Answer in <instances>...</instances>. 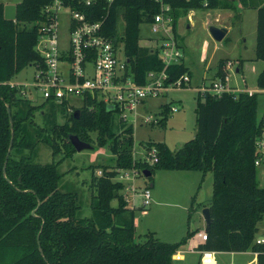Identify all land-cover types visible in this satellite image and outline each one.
<instances>
[{
  "label": "trees",
  "instance_id": "trees-1",
  "mask_svg": "<svg viewBox=\"0 0 264 264\" xmlns=\"http://www.w3.org/2000/svg\"><path fill=\"white\" fill-rule=\"evenodd\" d=\"M49 1L19 0L16 19H9L4 14L6 2L0 0V264H174L173 254L196 230L188 229L177 241L163 240L154 231L147 233L144 241L137 239L134 208L128 206L121 192L122 181L115 179L120 168L134 164L151 169L152 174L156 168L200 170L199 186L207 172H212L209 206L213 222L199 249L253 250L258 253L257 264H264V241L257 240L258 223L264 218V185L258 183L255 164V141L260 130L257 93L240 90L202 96L199 92L195 136L178 149L165 141H151L149 148L157 149L158 160L152 165L134 162V125L106 102L87 95L80 107L67 111L66 103H33L22 96L19 86L10 83L24 67L41 59L35 47L37 21ZM165 1L172 4L174 25L180 9L185 12L229 6L222 0ZM159 10L157 0H114L106 22L105 32L122 40L139 83L147 81L150 70L165 67L159 47L141 42V25L150 22ZM103 12V8L98 9L92 18H99ZM256 56L264 60V4L257 8ZM228 61H220L218 76L228 74ZM166 70L170 79L185 72L191 75L184 59L169 64ZM257 82L264 87V68ZM47 103H51V109L42 112L48 126L39 129L41 135L46 128L52 131L41 138L51 146L54 156L62 146L65 156L76 150L69 139L73 132L91 143L96 140L94 148L108 149L115 160V164L103 165L101 174L93 173L91 216L79 215L81 204L76 192L60 188L63 172L59 164L63 158L41 163L14 154L17 147L35 145L25 124L33 122L36 109ZM76 108L80 109L78 117ZM169 111L170 102L163 103L159 123L166 121ZM59 112L66 117L63 123L57 121ZM114 198L118 199L116 205L112 204ZM194 202L195 196L191 209ZM190 218L191 211L188 221Z\"/></svg>",
  "mask_w": 264,
  "mask_h": 264
},
{
  "label": "rangeland",
  "instance_id": "rangeland-1",
  "mask_svg": "<svg viewBox=\"0 0 264 264\" xmlns=\"http://www.w3.org/2000/svg\"><path fill=\"white\" fill-rule=\"evenodd\" d=\"M3 1L17 3L19 0ZM222 2L229 3V6L197 8L185 12L180 9L176 25L173 26L174 37L183 52L185 63L191 70V81L187 86L173 87L169 89L168 93L164 92L146 98L142 109L138 108L129 115V119L134 125V162L153 164L150 162V150L153 148H149L151 141H165L172 149H178L185 141L195 136L197 131L195 107L199 92L197 87L218 77L217 70L222 60L229 59V84L233 88H237L238 91L239 89H254L258 95V119L264 113V87H261L257 82L258 75L264 68V60L256 56L257 8L264 4V0H222ZM211 25L228 28L222 40L214 38L210 32ZM119 28H123L122 21ZM159 40H161V36L152 31L149 23L141 25V42L143 44L156 47ZM241 60L242 63H240ZM35 70V66L30 63L11 80L19 81L17 86L27 90V95L22 94L23 97L30 98L33 103L39 104L44 102L41 92L34 91L29 84ZM71 101L75 107H80L82 104L81 97H74ZM167 101L179 105V110L169 111L164 123L148 122L143 106L148 107L150 114L162 117L161 107ZM51 106V103H47L36 109L33 122L27 121L25 124L35 145L31 148L17 147L14 154L17 157L26 155L33 161L41 163L63 158L59 164V169L63 172L60 188L76 192L78 202L81 204L79 215L91 216L93 212L91 206L93 173L101 174L103 165L115 164V160L112 153L104 147L76 149L72 155L65 156V146H62V150L54 156L51 146L41 138L48 134L51 135L52 131L46 128L41 135L39 129L41 126H48L42 111L48 112ZM70 110L72 107H69L67 111ZM68 116L69 114H67ZM65 120V115L59 112L57 121L63 123ZM93 135H95L94 132ZM92 143L96 144V140ZM141 169L139 164L120 168V174L115 178L122 181L124 187L121 192L124 196L139 192L140 188L145 185L151 188L152 198L148 205H143V197L137 195L131 202L133 207L129 206L135 211L137 239L144 241L147 238V233L154 230L156 231L155 235L163 240L179 239L189 229V210L174 206L171 202L177 201L184 194V189L187 188L185 180L181 177H167L165 169L156 168L150 176L144 175L143 169ZM135 171L137 174L133 176ZM122 173H130L133 177L128 179L125 176L123 178ZM209 173L212 176L211 187H213V174ZM257 180L260 185H264V165L257 166ZM144 183L147 184L144 185ZM117 203L118 199L114 198L112 204L116 205ZM129 203L127 202V204ZM202 206L203 204L200 203L197 212H192L191 223L198 224V218L202 216ZM199 224L202 225V223ZM258 225L257 236L264 237V218L259 221ZM236 256L237 259L250 258L245 254ZM216 257L218 264H238L237 259L236 262L231 259L230 253H219L216 254ZM181 262L175 260L174 264H181Z\"/></svg>",
  "mask_w": 264,
  "mask_h": 264
},
{
  "label": "built area",
  "instance_id": "built-area-1",
  "mask_svg": "<svg viewBox=\"0 0 264 264\" xmlns=\"http://www.w3.org/2000/svg\"><path fill=\"white\" fill-rule=\"evenodd\" d=\"M157 1L160 10L148 23L152 31L161 36L157 46L165 67L159 71L150 70L147 81L139 83L128 64L122 40L105 32L114 0H50L43 7V17L37 21L39 36L35 47L41 59L32 62L36 70L29 81L31 88L41 92L43 101L66 103L69 107H73L72 98L81 97L83 102L87 95H91L111 105L123 119L131 122L129 115L138 108L142 109L146 98L168 92L173 87L187 86L191 81L188 72L170 79L166 70L169 64L183 59V52L174 37L172 4L165 0ZM100 8L104 12L93 19L92 15ZM17 82L10 81L12 85H17ZM198 91L206 96L221 95L225 91L237 92L238 89L229 84L228 73L224 78L218 76L199 86ZM245 91L250 94L255 92L254 89ZM21 92L27 95V90L21 88ZM143 108L148 122H159L161 117L150 114L145 106ZM178 110L179 105L171 102L170 111ZM259 126L255 141L257 166L264 165V113L259 118ZM150 154V162L155 163L158 160L157 149L153 147ZM134 174L136 176L137 171ZM121 176L128 179L133 177L130 173H122ZM137 195L143 197V205L151 202V188L145 185L139 192L125 196L130 202L128 206L133 207L131 202ZM196 234L202 243L208 238L205 229ZM199 252L200 264H218L215 250L199 249ZM183 254L184 250L179 248L173 258H183Z\"/></svg>",
  "mask_w": 264,
  "mask_h": 264
},
{
  "label": "crops",
  "instance_id": "crops-1",
  "mask_svg": "<svg viewBox=\"0 0 264 264\" xmlns=\"http://www.w3.org/2000/svg\"><path fill=\"white\" fill-rule=\"evenodd\" d=\"M237 70H239V69H237ZM191 77H192V74H191ZM198 88L199 87H197V91H198ZM166 93H168V92H166ZM167 102L171 103V101H167ZM146 108H147V110H149L147 106H146ZM164 171H166L165 175L167 177H174V178L175 177H177V178L181 177L185 180L184 183L187 184V186H185L187 188L184 189V194H182V197L175 202H171L172 205L179 206L180 208H182L184 210L187 209V210H189V213L191 211V214H192V212H195V211L197 212V210H198L197 208L199 207L200 203L203 204L202 208L205 206H209V204H210L209 200L212 198V195H213V187H211L212 176L209 172H207L203 182L201 183V186H199L201 179H202V171H200V170H197V169H165ZM145 184H147V183H144V185ZM152 185H154V183ZM194 196H195V202L193 203V208L191 209L190 206L192 204V199ZM190 220H191V218L188 221L189 229L196 230V232L188 239V241L186 243H184L180 246V249L184 250L183 258L176 259V260L182 261L181 264H200L201 253L199 252L198 246L202 242L196 233L199 230L205 229L206 222H205L203 215L201 216V218H198V220H199L198 224L191 223ZM199 223H202V225ZM154 232L156 233L155 230H154ZM179 239H177V240H179ZM258 239H264V237L257 236V240ZM177 240H174V241H177ZM167 241H171V240L167 239ZM191 247H193V248H191ZM219 253H230L232 255L231 259L235 260V262L237 259L236 255L245 254V255L250 256V258H247V259H244V258L237 259L238 264H251V263L257 264V261H258V253L253 251V250L216 251L217 255ZM230 264H233V263H230Z\"/></svg>",
  "mask_w": 264,
  "mask_h": 264
},
{
  "label": "water",
  "instance_id": "water-1",
  "mask_svg": "<svg viewBox=\"0 0 264 264\" xmlns=\"http://www.w3.org/2000/svg\"><path fill=\"white\" fill-rule=\"evenodd\" d=\"M4 14L6 18L9 19H16L17 17V4L16 3H6L5 4V10H4ZM228 31V28L226 26H217V25H211L210 26V32L212 33V35L214 36L215 39L217 40H222L224 38V36L226 35ZM8 107V113L10 116V120H11V125H13L12 122V117H11V108L10 105L7 104ZM109 108H112L111 105H109ZM75 113H76V117L79 116L80 113V109L76 108L75 109ZM69 139L71 140V142L73 143V145L75 146V148L77 150H82V149H93L94 148V144L82 139L77 133H73L71 132L69 134ZM12 143H13V135L11 138V142H10V146H9V150H8V154L12 148ZM143 173L146 176H150L152 174V170L149 168H144L143 169ZM153 183H151L152 185ZM202 215L205 219L206 225H205V230L209 231L211 229L212 226V222H213V217L211 214V208L210 206H205L202 208Z\"/></svg>",
  "mask_w": 264,
  "mask_h": 264
}]
</instances>
